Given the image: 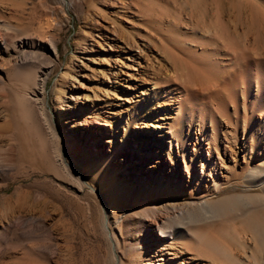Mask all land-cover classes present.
<instances>
[{"label":"rangeland","instance_id":"1","mask_svg":"<svg viewBox=\"0 0 264 264\" xmlns=\"http://www.w3.org/2000/svg\"><path fill=\"white\" fill-rule=\"evenodd\" d=\"M139 1L144 2L0 0V27L15 34L7 41V47L2 48L0 57V264H122L116 260L107 227L115 234L114 243L119 246L122 240L119 225L125 213L133 215L143 203L151 209L154 197L161 191L170 192L172 201L169 206L174 212L186 209L190 217L198 213L204 215L206 222L195 225L193 234L210 244L208 254L212 255L199 259V263L188 255L186 260L190 264H213L214 253L222 254L221 251L231 247L238 255L249 258L250 264H255L253 257L264 260V212L256 211L257 216L255 212L239 216L242 208L232 203L236 197L244 203H258L264 197V176L249 177L260 163L264 170V151L261 155L256 151L253 156H245L248 138L254 131H258L259 139L264 138V113L253 104L257 91L250 93L252 97L248 90L244 95L240 86L245 79L237 76L238 82L231 80L233 63L229 50L217 48L219 56L214 55L217 63H213L216 62L214 56L210 58L213 48L208 49L209 53L201 54L202 49L195 42H201L200 38L207 37V32L196 30L193 33L184 27L171 30L172 25H167L178 19L173 15L172 18L166 17L168 22L160 29L156 22L139 13L135 7V3L142 4ZM145 19L150 22L146 24ZM240 31L243 34L245 29ZM50 38L59 47L57 53L50 48ZM28 41L33 46L23 48ZM6 48L9 53L17 49L29 53L30 61L11 68ZM180 62L195 65L196 73L204 71L199 73L202 77L212 73L222 85L217 84L208 92L188 94L189 98H182L185 100L179 113L177 97L180 92L177 87L182 91V86L169 83L167 76H173L174 65L179 66ZM42 68L51 69L45 98L53 118L60 120L59 144L69 163L82 175L90 165L101 162L110 150L120 146L128 132L122 163L127 159L131 162V173H118L116 177L127 185V193L131 192L128 208L118 206L115 214L111 207H106L109 226L104 205L92 189L80 188L66 178L55 163V144L44 136L34 98L36 79ZM66 71L68 74L63 78ZM230 96L233 98L229 99ZM170 128L172 132H178L175 133L180 143L184 140L185 150L181 149L177 156V148L173 149L178 177L175 182L168 177V185L164 173H161L163 168L155 163V157L160 150L159 158L167 161ZM214 133L219 134L218 150L212 148L211 154L216 157L218 152L223 159L229 170L224 174L229 175L231 167L237 171L235 182L224 179L219 189H215L213 178H201L200 167L199 151L201 149L202 156L208 158V140ZM225 135L231 139L234 155L239 160L235 166L228 160V155H223ZM195 144L198 151L193 156ZM151 145L153 152L148 155ZM8 158L12 159L11 167L1 163ZM117 162L121 164L119 160ZM191 163L193 165L188 169ZM118 165L113 167L117 170ZM140 170L147 178L144 187L142 181L137 183L133 179L136 175L141 176ZM158 176L159 182L152 180ZM215 176L218 175L214 171ZM85 177L89 181L88 176ZM93 186L98 187V183ZM235 188L237 190H233ZM253 197L256 200H252ZM209 208L215 209L214 217ZM205 211L209 212L208 215ZM237 211L239 215L236 216ZM137 217L132 221L138 222L141 217ZM130 225L134 227L136 224ZM249 226L256 227L251 229ZM247 227L252 231H246ZM253 235L262 238L261 242ZM238 236L246 237V242ZM128 241L139 243L140 235L131 234ZM170 242L173 240L168 241L172 245ZM244 244H249L247 255L243 253ZM156 245L158 249L162 248L160 244ZM128 256L129 253L127 258L120 254L124 264H132ZM164 258L173 261L170 255L166 254ZM139 264H147V261Z\"/></svg>","mask_w":264,"mask_h":264},{"label":"bare ground","instance_id":"2","mask_svg":"<svg viewBox=\"0 0 264 264\" xmlns=\"http://www.w3.org/2000/svg\"><path fill=\"white\" fill-rule=\"evenodd\" d=\"M139 2L142 4L138 5L137 3H135V7L139 11V13L143 17L149 18L150 20L156 22L157 26L160 29L163 28L164 25H166V23L168 22V21L166 22V20H165L166 17L168 18L171 16V18H172L173 16H175V17L177 16L178 17V19L176 18L177 20L174 17L175 21H173V22L170 21L169 23H171V24L167 25V26L172 25L171 30H173L175 28L177 29L180 27H184L183 29H186L187 31H191L193 33H196V30H202L204 33L207 32L209 37L206 35L207 37L204 36L203 38H200L201 42H198V41L195 42V43H197V45L200 46V49H202L201 54H206L207 52L209 53L208 49L213 48V50L211 51V54H212V56H210V58H211L214 55H217V51H218L217 48L218 47H220V48L224 47L223 50L226 49V51L229 50L230 52H232V54H230V55L232 58L233 67L232 68L230 67L231 64L228 67V68H231V70H232L231 75H230L232 77V78L230 77L231 80L236 81L237 76L239 79L240 78L245 79L244 81L243 80L241 81V86H240L241 92L244 94L245 91L248 90V92L250 94V93H252V91L256 90L257 92L253 96V104L254 103L257 104L258 108H256V109L259 110V112L264 113V51H263L264 50V0H144V2H141V1H139ZM163 4H165V5H163ZM148 21L149 20L145 19L146 24ZM154 22H152V23H154ZM148 25H150V24H148ZM244 29H245L244 33L241 34L240 30H244ZM10 37L14 38L15 34L12 33L9 29H2L0 27V57H2V55H3L2 54L3 53L2 48L7 47L6 44H7V41L10 39ZM204 38H207V39H205L206 41H204ZM49 42H50V48H52V51H55L57 53L59 47L57 48V43L55 42V40L53 38H50ZM26 44H27V46L25 45V47H23L25 49L31 48L33 46V43L30 41H28ZM7 49L8 48H6L7 52L6 51L5 52L7 53L8 57H9V64L8 65L11 68L14 66L26 64L30 61V58H29L30 54L29 53L21 52L18 49L16 51H14V53H11V52L9 53V51ZM226 51H224V52H226ZM211 54H209V55H211ZM217 56H219V55H217ZM215 57L216 56H214L213 58H215ZM204 58H207V57H204ZM207 59H209V58H207ZM217 59H219V58H217ZM215 60H216V58H215ZM182 63L185 64V62H180L179 66H176L177 64L174 65L173 76H171V75H170L171 77L167 76L169 83H173V85H177V86L179 83L182 86V88H181L182 91H180V89L177 87V90H179V92H180V95H178L179 97H177L178 104H179V111H178L179 113H180V110L182 109V106H183L184 100H185L182 98H185V97L189 98L188 94L196 93L197 91L198 92L199 91L208 92V90L213 89L214 87L217 86V84H219V82H218L219 78L217 76L213 75L212 73L209 75L208 74L209 70L208 71H207V69L205 70L208 72L207 73L208 75L203 76L204 77L203 78L199 73H203L204 71L199 72V71H201V70H199L198 73H196L195 69H194L195 65H193V67H192L190 64H189L190 65L189 66L188 64L182 65ZM213 63H217V60H216V62H213ZM220 64H218V65L220 66ZM186 65L189 67H187ZM226 66H227V64H226ZM188 68H190L191 70H194V71L191 72ZM224 68L226 70V67H224ZM221 69L222 68H220V71H221ZM217 71H215L214 73L216 74ZM227 71L229 72L230 69ZM210 72H213V71H210ZM221 73H223V72L221 71ZM224 73H227V72H224ZM67 74H68V72L66 71L63 74V78H65L67 76ZM219 74H217V75H219ZM229 74H230V72H229ZM50 75H51V69H49V68H42L41 71L38 73V77L36 79L37 91L35 92V97H34L35 100L37 101V104H38V115H39V118L41 120V121L40 120L39 121L42 124L44 136L47 140H49L53 144H55L53 146V147H55L54 148L55 149L54 150V157H55V161H56L55 163L57 164L59 171L66 178L74 181L75 184H77L80 188L87 186V187L91 188L92 191L97 195L99 200L104 205V216L106 219V223L109 226L110 225V217H109V214H108L106 207H111L112 212L115 214H117L116 207H118V206H120L122 209L128 208L127 200L129 199L128 195L131 192L127 193V185H125L123 182H120L116 179V177L119 176L118 173H124V172L131 173V168H130L131 162L127 159L126 163H124V162H123L124 164L122 163V160L123 161L125 160V159H123V153L122 152H123L125 146L128 145L127 144V138L125 137L126 135H128V132L126 131L124 139L122 140V143L120 146H118L115 149L110 150V153H108L106 155L107 157L101 159L102 160L101 162L93 163L92 165H90L91 167H89V169H87L83 173L84 175L88 176L89 181H87L86 177L84 178V175H82V173L79 172V170H77L71 163H69V161L67 160V158L65 156V151L63 150V148L59 144L60 130L58 128V124H59L60 120L57 121L53 118L51 112L48 109V107H49L48 101L45 98L46 83H47V80L50 77ZM234 75H236V77ZM222 81L224 82L223 79H222ZM234 81H231L232 84ZM220 82H221V79H220ZM236 82H238V80ZM225 89H226V86H225L224 90ZM228 92L226 91V93H228ZM199 94H201V93H199ZM215 94H213V95H215ZM220 95H221V93H220ZM192 96L195 97L196 95H192ZM228 97H229V95L227 96V98ZM231 97L232 96H230L229 99L233 98V97L232 98ZM251 97H252V95H251ZM193 100H195V99H193ZM186 103H188V101ZM189 103H191V102H189ZM219 108H221V107H219ZM220 116H221V113H220ZM175 123H176V121H174L173 124H175ZM171 128H170V131L168 132L171 136L170 137L167 136L168 137V143H169V152H168V157L166 158L167 161L166 160L161 161V159L159 158L160 157L159 156L160 150H158V153L155 157V163L159 164V166L161 168H163L161 170V173L162 172L164 173V175L167 179L166 181H167L168 185L170 182L168 180V177H171L170 180H173V182H175L177 177H178V170H177V167L175 166L176 158H174V154H172L173 149H174V147L177 148V156H178V153H180L181 149L185 150V146L182 144L184 142V140L182 141V143H180L179 140H177V136H176V133H178V132H176V131H175L176 133L172 132ZM257 134H258V131H254V134L248 138V140H249L248 153H246L245 156H249V157L251 155L253 156L256 153V151L259 152L260 155L263 154L264 143H262V142H264L263 141L264 138L259 139V136H257ZM218 135L216 133H214L213 136L208 140L210 148L208 150L209 152H208V158L207 159H205L202 156V152H200L201 151V149H200L201 145L199 146V149H200L199 155L202 158L201 164H200L201 173H202L201 178L203 180L206 177L213 178L215 189H219L221 183H224V179H226L227 181H230V182H235L233 180L237 179L236 168L231 167L230 168V174L229 175H226L228 173L224 174V171L229 172V170H228V167L224 164L223 159L221 158V156L219 155L218 152H217L216 157H214L211 154L212 148L215 151H216V149L218 150V148L216 146ZM195 139L198 141L199 137H195ZM223 140L225 143L223 155H224V157H226L228 155L229 156L228 160H230L233 163V166H235L239 160L237 159L238 158L237 155H234V149L232 148V142L230 141L231 139H229L227 137V135H225ZM152 142H154V140H152ZM199 143L200 142H198V145H199ZM198 145L195 144L192 147L193 156L194 155L196 156V154H197V151H198L197 146ZM160 148H161V146L159 147V149ZM147 152L149 153L148 155H150V153L153 152L152 145H151L150 150ZM184 153H185V151H184ZM249 157H247V158H249ZM184 158H186L185 155H184ZM118 160L121 162L120 165H118L119 164L118 162L116 163V161H118ZM164 162H166V164ZM167 162H169V163H167ZM1 163H4V165L6 167H11L13 164L12 159H9V158L1 160ZM114 164L118 165L117 170L115 169V167H113ZM192 165H193V163H191V165H188L187 166L188 169H191ZM173 169H175L176 171L173 172ZM255 169H256L255 170L256 172L254 171L255 173H253L252 175L250 174V176H249L250 178L254 177L255 175L259 176V177L264 176V170L261 168V163L256 165ZM124 170H126V171H124ZM214 171L217 173L218 176L223 178V181H222V179H219L218 176L213 177ZM139 172L141 173V176L138 177L136 175L133 179L137 183L142 181L141 184H142V187H144V185L147 181V178L143 176V173L141 170ZM159 177L160 176H158L157 178H153L152 180L157 179V182H159L158 181ZM130 181L132 182L133 180H130ZM95 182L98 183V187L93 186L95 184ZM159 184L160 183H158V185ZM236 188L233 190H237ZM220 192H221V190L218 191V194ZM165 193L166 192L161 191V193H158L159 195L157 194L158 196L156 195L154 197L155 199L151 203V209H147V207H146L147 204L143 203L140 205L138 212H135L133 215H128L125 213L123 220L119 225L120 235L122 238V240L119 241V246H117L114 243V240L116 238L115 234H113V232L110 231V228L107 227L108 228V234L110 235V237H111L110 239L113 243L112 246H113V250H114L116 260H118V261L122 262V264H124L123 259L120 258V254L121 253L124 254L127 258V254L129 253L128 258L132 262V264H139L141 261H147V264H175L176 262H174V261H177L178 264H190V262L186 260L188 255H192L191 259L195 262H198V263L200 262L199 259H201L203 257L209 258L212 255L211 253H210L211 254L210 256L208 254L210 252V250L208 252V248L210 247L208 245H210V244H208V245L205 244L203 238L200 236H198V237L196 236V238H197V240H196V238L193 234L194 226L199 225L202 222H204V215L202 213H198L195 217H190L187 214V212H185L186 209H185V211L183 209H181L179 211L174 212V210H172L171 207L169 206V203L172 201L170 198L171 195L169 194L170 192H167L166 193L167 195L164 196ZM247 198H249V196ZM254 198L255 197H253V199L252 198L251 199L256 200ZM251 199L249 201H251ZM244 202L245 201L239 197H236L233 200L232 203H234V204L238 205L240 208H242V211H241L242 213L240 212V215L238 214L239 213L238 211L240 208H238L237 214H235L236 216L237 215L241 216V214H243L242 216H244L248 212H255V215H256V211H260V212L262 211L261 214H263V212H264V197L263 198L261 197L260 201L258 203H255V202L244 203ZM123 206H126V208H123ZM208 206H210V205H208ZM211 208H209V211L211 210ZM214 210L215 209L211 210L213 217L216 215L215 214L216 211H214ZM234 210L235 209H233V211ZM126 212H127V210H126ZM176 213H177V215H176ZM196 213H197V210H196ZM205 213H206L205 215H208L207 213H209V212L205 211ZM137 216H140L141 218H140V220H138V222L135 223L132 220L138 218ZM263 216H264V214H263ZM117 219L118 218L116 217L115 221H117ZM207 221H208V219H207ZM130 223H133L136 225L134 227H132L130 225ZM254 223H250V224H254ZM244 227H246V226H244ZM255 227L256 226L250 227V228L255 229ZM250 228H248V230H246V229L245 230L249 231ZM257 228H259V227H257ZM250 231H252V230H250ZM263 231H261V233ZM241 233H243V232H241ZM131 234H139L141 241L139 243L129 242L128 238ZM254 234H256V233H254ZM244 235H246V234L244 233ZM256 235H258V232ZM259 235H260V233H259ZM250 236L248 238H250ZM253 236H255V235H253ZM238 237H240V236H238ZM256 237H257V239H259L258 236H255V240H257ZM245 238L246 237H244V236L240 237V239L243 242H246ZM260 239H262V238H260ZM169 240H171V241L173 240L172 243L170 242L172 245L168 244ZM249 240L250 239H248V241ZM227 242H229V241L227 240ZM256 242L258 243L259 241H256ZM260 242H261V240H260ZM260 242H259V244H260ZM157 243L162 246L161 249L157 248V245H156ZM230 244L232 245V242H230ZM206 245L208 247H206ZM247 246L249 247V244ZM247 246H246V244H244V246L242 247L245 250V252H243V253H245L246 255L248 253V251L246 250ZM234 247H237V246L235 245ZM254 247H253V250H254ZM170 248H171V250H170ZM242 248L240 247V249H242ZM223 249H226V248H223ZM261 249H263V248H261ZM213 250H214V248H213ZM256 250H258V249H256ZM256 250L254 252H256ZM260 251H262V250H260ZM159 252H162V253H159ZM221 252H222V254L217 253V252L214 253V255H215L214 257L216 258V260L214 258L213 264H250L251 263L249 261L250 260L249 258L245 259L246 258L245 256L242 257V256L238 255L237 251H235V249L232 247L227 248L226 250L221 251ZM166 254L170 255V260H173L172 262L168 261L169 259L164 258L166 256ZM261 256H263V255H261ZM253 258L255 260L254 261L255 264H264V260L261 257L259 258L257 256V257H253ZM253 258H251V259H253Z\"/></svg>","mask_w":264,"mask_h":264}]
</instances>
